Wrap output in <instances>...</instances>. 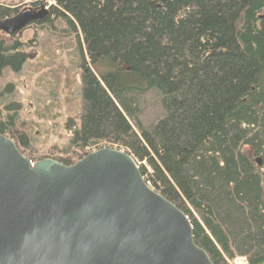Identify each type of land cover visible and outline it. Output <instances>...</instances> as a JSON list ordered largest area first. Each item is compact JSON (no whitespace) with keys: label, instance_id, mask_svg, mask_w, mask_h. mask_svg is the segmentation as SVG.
Returning <instances> with one entry per match:
<instances>
[{"label":"trees","instance_id":"1","mask_svg":"<svg viewBox=\"0 0 264 264\" xmlns=\"http://www.w3.org/2000/svg\"><path fill=\"white\" fill-rule=\"evenodd\" d=\"M50 1L33 24H64L83 62L71 154L46 159L72 166L123 150L185 213L213 264H264V0ZM17 13L0 5L2 20ZM27 59L0 39V74ZM1 105L0 135L41 161L26 150L19 105Z\"/></svg>","mask_w":264,"mask_h":264},{"label":"water","instance_id":"2","mask_svg":"<svg viewBox=\"0 0 264 264\" xmlns=\"http://www.w3.org/2000/svg\"><path fill=\"white\" fill-rule=\"evenodd\" d=\"M49 15L2 20L12 36ZM261 166V160L257 161ZM0 264H213L178 207L129 153L104 148L72 166L32 163L0 135Z\"/></svg>","mask_w":264,"mask_h":264},{"label":"rangeland","instance_id":"3","mask_svg":"<svg viewBox=\"0 0 264 264\" xmlns=\"http://www.w3.org/2000/svg\"><path fill=\"white\" fill-rule=\"evenodd\" d=\"M42 2L50 13L55 6L50 0H0V5L17 8L19 13L14 17L33 5L39 4L34 8H40ZM0 39L7 44L18 41L21 51L28 56L19 72L9 68L0 74V101H4L1 109L9 103L19 105L22 128L30 135L27 152L42 160L50 156L69 157L70 132L66 123L78 115L82 101L83 61L75 36L55 20L43 28L31 23L12 36L1 34ZM232 264L247 262L239 258Z\"/></svg>","mask_w":264,"mask_h":264},{"label":"flooded vegetation","instance_id":"4","mask_svg":"<svg viewBox=\"0 0 264 264\" xmlns=\"http://www.w3.org/2000/svg\"><path fill=\"white\" fill-rule=\"evenodd\" d=\"M25 11H26V12H27V11H30V12H32V13H38V12L40 11V8H34V7L32 8V7H31V8L26 9ZM10 18H11V17H10Z\"/></svg>","mask_w":264,"mask_h":264}]
</instances>
